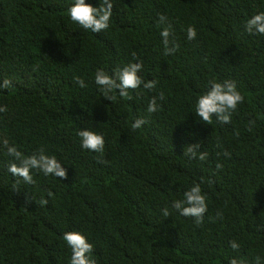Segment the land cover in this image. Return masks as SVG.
Here are the masks:
<instances>
[{
  "label": "trees",
  "instance_id": "trees-1",
  "mask_svg": "<svg viewBox=\"0 0 264 264\" xmlns=\"http://www.w3.org/2000/svg\"><path fill=\"white\" fill-rule=\"evenodd\" d=\"M112 2L109 27L94 33L70 19L74 0H0V82L11 81L0 89V264H70L68 231L87 237L97 264H264V35L245 29L264 0ZM161 14L174 54L165 55ZM140 61L155 89L103 96L97 69ZM226 79L244 101L231 123L206 124L196 101ZM136 118L147 122L133 129ZM82 129L104 135L103 154L81 147ZM5 138L26 156L55 155L67 179L32 170L25 184L8 171L18 161ZM196 142L204 161L184 155ZM194 184L208 206L199 226L172 207Z\"/></svg>",
  "mask_w": 264,
  "mask_h": 264
},
{
  "label": "clouds",
  "instance_id": "clouds-1",
  "mask_svg": "<svg viewBox=\"0 0 264 264\" xmlns=\"http://www.w3.org/2000/svg\"><path fill=\"white\" fill-rule=\"evenodd\" d=\"M112 0H100L98 7L85 0H74L73 5L69 9L70 19L85 30H91L94 33H100L109 27V22L113 14ZM41 19V16H40ZM159 23L163 26L160 32L162 42L164 44L165 55L174 54L179 45L176 43L172 34V25L168 22L167 17L163 14L159 16ZM245 29L249 34L264 35V11H260L252 15L245 24ZM187 39L193 40L196 38L197 32L194 26L187 28ZM171 38V39H170ZM136 58V54L133 53ZM143 69V62H130L122 68L113 70V74L109 75L103 69H97L95 72V83L100 87L103 96L112 101L115 99L114 91L118 92L119 96L127 100H132L133 97L129 90H135L141 86L144 89L152 90L156 88L157 81L144 80L140 75ZM76 83L80 87H86L83 79L77 77ZM11 85V81L7 78L0 82V89H7ZM163 93H160L159 99H163ZM157 97L153 96L148 104L147 111L153 113L157 111ZM244 101V96L238 90L234 80L211 81L208 90L198 97L195 106V114L202 119L206 124L213 123V117L221 124L231 123L232 113L236 111L237 106ZM6 106H0V112H6ZM147 121L143 118H136L131 124L133 129L141 128ZM251 123L249 128H251ZM81 138V147L103 154L105 139L102 133H97L92 130L82 129L78 133ZM3 145L7 148L10 156L14 157L15 161L10 163L8 171L15 177L23 179L25 184L35 183L32 175V170H38L44 175H54L62 179H67V171L62 167L61 162L55 155H48L43 148L37 153L24 155L15 145H9L8 140H3ZM199 143L188 144L184 155L190 159L206 160L207 153L199 151ZM228 155V153H225ZM222 165H217L221 168ZM51 197L52 193L49 192ZM46 199L40 201L41 205L47 204ZM172 207L179 211L183 216L195 218L197 226L203 223L204 214L207 211L206 196L202 192L199 184H194L189 190L184 192V198L173 201ZM164 217L170 215L169 209L166 207L162 210ZM221 216L222 213H217ZM64 241L71 249L70 264H97L96 260L91 258L93 253V244L89 242L87 237L79 231H68L63 235ZM234 250L239 248V244L235 241L230 242ZM259 262V257L256 258ZM229 264H244L243 260L232 258Z\"/></svg>",
  "mask_w": 264,
  "mask_h": 264
}]
</instances>
